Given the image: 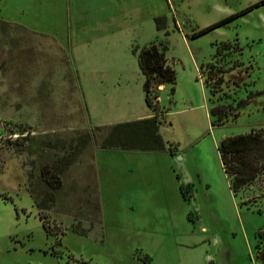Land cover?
Masks as SVG:
<instances>
[{
	"label": "rangeland",
	"instance_id": "rangeland-1",
	"mask_svg": "<svg viewBox=\"0 0 264 264\" xmlns=\"http://www.w3.org/2000/svg\"><path fill=\"white\" fill-rule=\"evenodd\" d=\"M132 2L117 62L98 76L97 40L87 51L69 37L63 2H35V31L0 19V264H257L264 168L233 191L216 145L264 130V0ZM149 40L175 71L157 96L164 149L101 148L95 125L149 112L136 63ZM169 145L178 193L156 155Z\"/></svg>",
	"mask_w": 264,
	"mask_h": 264
},
{
	"label": "trees",
	"instance_id": "trees-1",
	"mask_svg": "<svg viewBox=\"0 0 264 264\" xmlns=\"http://www.w3.org/2000/svg\"><path fill=\"white\" fill-rule=\"evenodd\" d=\"M256 4L257 2H254L246 9ZM229 16L200 27L191 35L210 29L222 23ZM153 19L157 28L164 26L163 14L155 15ZM164 48V45L159 47L153 40L136 47L137 65L143 76L141 87L144 102L153 110V114L110 124L95 125V128L104 129L100 140L101 148L164 149L165 141L157 131L160 119L156 116L158 89L160 84H168L172 91L175 80V71L167 63ZM216 79L219 81L220 78ZM222 107H224L222 104L210 106L208 114H217L221 117L225 114V111L220 110ZM167 149L172 153L175 147L169 145ZM216 149L221 168L233 191L249 182L264 168L263 129H250L246 132L225 135L219 139ZM254 254L259 264H264V248H256Z\"/></svg>",
	"mask_w": 264,
	"mask_h": 264
},
{
	"label": "crops",
	"instance_id": "crops-1",
	"mask_svg": "<svg viewBox=\"0 0 264 264\" xmlns=\"http://www.w3.org/2000/svg\"><path fill=\"white\" fill-rule=\"evenodd\" d=\"M11 1L13 2L12 4L9 3V0H0V7L2 8L0 11V19L17 23L33 31L37 30L38 27L34 23L37 20L36 15L38 14V5H34L37 0ZM61 2H63V9L65 10L64 16L67 18L66 21L68 20V22L70 21L72 23V31L69 37L72 40L73 36L75 38L79 37L87 51V48L92 46L93 41L95 39L97 40V45L100 47V50L98 52L99 54L94 57V60L98 63L95 72L97 76L104 75L105 71H110L112 64L117 62L115 53L119 43L118 36L120 29L123 25L134 22L136 18L137 13L134 11L132 0H59V5ZM56 5L57 0H48V12H55ZM164 85L160 84L159 87L163 88ZM147 107L149 108V112L144 113L146 114L144 116L153 114V110L149 106ZM206 112L209 117L208 109ZM174 151L172 153L169 151L158 152L163 153V156L162 154H156L160 155L159 159H162L160 161L163 163V169L158 164L157 170L159 172L161 169L163 170L165 179H167L169 184V189L177 190L178 193L180 190V184L178 185L177 180L178 172L175 171L176 169L172 165ZM228 255L230 256V253L227 254V257H229ZM200 262V257L197 256L195 264H201ZM256 263L259 264L257 259ZM186 264H191V261H186Z\"/></svg>",
	"mask_w": 264,
	"mask_h": 264
}]
</instances>
